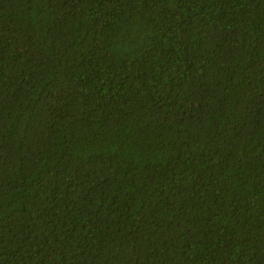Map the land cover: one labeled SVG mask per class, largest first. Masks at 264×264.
<instances>
[{"label":"trees","instance_id":"trees-1","mask_svg":"<svg viewBox=\"0 0 264 264\" xmlns=\"http://www.w3.org/2000/svg\"><path fill=\"white\" fill-rule=\"evenodd\" d=\"M0 264H264V0H0Z\"/></svg>","mask_w":264,"mask_h":264}]
</instances>
